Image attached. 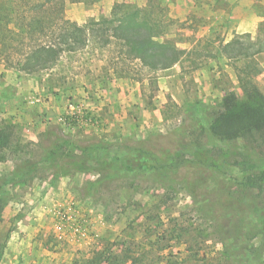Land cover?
<instances>
[{
  "label": "rangeland",
  "instance_id": "374dc122",
  "mask_svg": "<svg viewBox=\"0 0 264 264\" xmlns=\"http://www.w3.org/2000/svg\"><path fill=\"white\" fill-rule=\"evenodd\" d=\"M45 1L0 0V122L13 130L14 146L20 144L18 153L0 150V185L9 192L0 220L2 264L84 263L107 247L117 254H140L149 264H228L209 223L197 219L190 197L180 188L167 208L162 187L142 178L100 182L92 191L91 183L100 181L98 173L56 178L39 164L42 150L33 143L53 125L82 140H141L154 133L166 143L163 136L174 135L195 103L215 113L227 105L231 92L244 100L235 69L221 55L192 73H184L181 65L150 72L143 62L119 60V41L108 46L102 41L128 12H140L160 25L154 28L158 39L182 49H191L201 38L230 41L251 35L264 40V0H70L63 14L58 8L49 11V4L34 12L32 6ZM36 18L57 26L53 38L23 34ZM71 23L95 29L88 46L63 54L50 69L24 71L19 65L25 58L22 44L59 40L62 28ZM256 60L263 73L252 86L264 95V52ZM193 127L188 140L202 135L200 124ZM254 149L258 151L226 148L218 155L220 151L209 148L208 157L227 162L229 187L235 192V182L244 183L264 169L259 166L264 149ZM23 157L37 164L35 174L11 180ZM167 228L184 235L167 237Z\"/></svg>",
  "mask_w": 264,
  "mask_h": 264
},
{
  "label": "trees",
  "instance_id": "16d2710c",
  "mask_svg": "<svg viewBox=\"0 0 264 264\" xmlns=\"http://www.w3.org/2000/svg\"><path fill=\"white\" fill-rule=\"evenodd\" d=\"M68 1L47 0L36 3L32 8L36 12L49 4V11L58 8L63 14ZM56 27L36 18L22 31L31 36L41 34L53 38ZM155 27L159 28L160 25H153L147 18H142L140 12H128L109 29L110 36L101 41L104 46L110 45L113 39L119 41L122 45L119 60L124 63L143 62L150 72L181 65L184 73H192L205 67L210 59L221 55L235 69L244 100H240L237 92H231L227 105L215 113H210L202 102L195 103L186 112L184 123L174 135L163 136L166 143L161 142V137L154 133L141 140H82L67 134L61 125H53L40 137L39 142L33 143L34 147L42 150L39 164L52 171L56 178L98 173L101 178L97 184L91 183L92 191L100 182L127 177L146 179L162 187L165 192L164 208L168 207V201L180 188L190 197L197 219L209 223L207 225L212 236L224 248L221 257L228 264H264V169L255 176L246 177V182L238 183L239 186L235 182L239 187V191L235 192L234 188L229 187L232 180H229L227 162L220 163L208 157L209 148L220 151L218 155L226 153V148L242 153L258 151L254 145L259 150L264 149V95L252 86L263 73L256 56L264 52V40H256L251 35H238L230 41L201 38L187 50L175 43L160 41ZM91 32L95 36V29L71 23L67 28H62L59 40L22 44L25 58L23 62L19 61V65L30 74L50 69L63 54L84 50ZM218 41L219 46L216 45ZM196 123L200 124L202 135L188 140L187 133L194 132ZM13 135L11 127H4L0 122L1 151L18 153L15 148L18 149L20 144L14 146ZM31 161L24 157L17 161L11 180L32 177L37 164L33 165ZM260 161L259 166H264V158ZM249 188L258 190V194L253 196ZM8 197L9 192L4 185H0V220ZM158 218L162 219V216L158 215ZM164 235L178 239L184 233L176 234L175 228H167ZM158 236L159 239L164 238L163 235ZM4 255L5 248L0 244V264ZM138 255L117 254L107 247L95 252L84 263L77 261L72 264H149Z\"/></svg>",
  "mask_w": 264,
  "mask_h": 264
},
{
  "label": "built area",
  "instance_id": "2783aa9c",
  "mask_svg": "<svg viewBox=\"0 0 264 264\" xmlns=\"http://www.w3.org/2000/svg\"><path fill=\"white\" fill-rule=\"evenodd\" d=\"M74 121L73 122H75V119H73ZM73 122H71V123H73Z\"/></svg>",
  "mask_w": 264,
  "mask_h": 264
}]
</instances>
